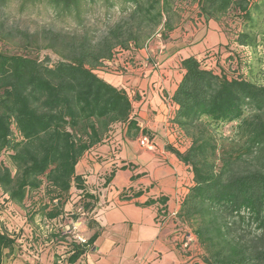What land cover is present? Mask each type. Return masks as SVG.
<instances>
[{
    "label": "trees",
    "instance_id": "trees-1",
    "mask_svg": "<svg viewBox=\"0 0 264 264\" xmlns=\"http://www.w3.org/2000/svg\"><path fill=\"white\" fill-rule=\"evenodd\" d=\"M45 1L59 16L80 20L83 0ZM118 1L131 8L96 40L86 33L49 31L46 47L58 54L55 62L0 50V156L7 153L11 165L0 159V191L7 202L21 206L45 182L54 193L49 199L56 201L50 209L42 207L48 219L61 214L60 200L72 187L81 190L84 207L92 208L96 199L85 193L77 162L109 136L112 124L125 128L126 136L138 132L126 91L99 73L107 71L118 48L141 47L159 27L172 30L177 0ZM189 1L205 20L218 21L232 7L250 19L251 9L258 8L256 0ZM17 36L29 38L6 28L0 16V41ZM235 41L258 44L246 30ZM219 55L208 48L199 59L180 61L184 72L171 96L176 106L171 121L190 144L184 152L168 148L189 167L193 182L175 219L196 238L203 264H264V85L241 73V57L229 55L221 64ZM226 124H233L231 136L218 143L214 133ZM98 235L68 242L64 264L80 261ZM15 242L0 226V264ZM56 258L52 264H58Z\"/></svg>",
    "mask_w": 264,
    "mask_h": 264
},
{
    "label": "crops",
    "instance_id": "crops-1",
    "mask_svg": "<svg viewBox=\"0 0 264 264\" xmlns=\"http://www.w3.org/2000/svg\"><path fill=\"white\" fill-rule=\"evenodd\" d=\"M193 12L161 39L154 38L148 49H128L125 63L121 60L116 65L119 70L127 65L124 73H101L106 81L126 91L130 117L139 130L126 136L121 126L125 141L119 153L123 157L117 163L103 145L104 138L85 151L75 166L85 193L96 199L92 209L95 226L86 228V240L99 231L82 258L84 264H125L131 258L136 264H203V250L195 237L188 248L182 246L175 219L193 180L189 167L168 148L184 152L190 144L171 121L176 110L171 96L184 72L180 61L189 56L199 59L208 49L206 43H200L204 36H209V49L219 50V63L234 53L228 52V33L219 21L211 27L220 33L212 44L211 20ZM222 33L227 36L225 41ZM150 61H157L158 67H146ZM145 135L153 143L150 148L140 143ZM93 151L98 156H92Z\"/></svg>",
    "mask_w": 264,
    "mask_h": 264
},
{
    "label": "rangeland",
    "instance_id": "rangeland-1",
    "mask_svg": "<svg viewBox=\"0 0 264 264\" xmlns=\"http://www.w3.org/2000/svg\"><path fill=\"white\" fill-rule=\"evenodd\" d=\"M111 3L106 4L100 0H83L80 20H78L71 16H59V13L49 6L45 0H6L0 6V16L4 20L6 28L18 29L29 35V38L24 39L21 36L6 38L0 41V50L29 55L39 60L48 58L51 63L55 62L59 59L58 54L52 48L46 47L49 43V40L46 39L48 32L52 31L65 36L86 33L96 40L120 21L131 8L121 5L118 0H111ZM255 4L258 8L251 9L250 19H246L244 14L232 7L218 21L220 26L228 33V40L230 41L229 44H226V47L230 46L228 52H233L234 55L242 59L240 63L241 73L246 78L264 85V0H256ZM175 7L178 15L174 18V25L178 24L186 15L195 13L193 11L197 10V5L189 0H177ZM189 12L191 13L187 14ZM209 20H211L210 40L214 44L213 42L220 37V33L211 31V27L218 21ZM245 30L255 35L258 43L256 47L240 46L235 41L236 35ZM166 33L162 27H159L141 47L148 49L154 38L161 39ZM204 34L205 31L201 35ZM226 39L227 36L223 34L221 40L225 41ZM200 43H206V48H211L209 36L208 38L204 36ZM132 48L139 47L130 46L129 49ZM127 51L128 49L122 50L120 48L115 51L113 61L106 64L107 72H120L122 70L124 73V67L127 65H123L119 70L117 64L121 60L125 63L124 58ZM151 64L154 68L159 65L157 61H150L145 66L149 67ZM232 125L226 124L218 127V130L214 133L218 143H222L224 138L231 136ZM123 131L121 125L112 124L111 129L108 131V139H104L105 143L103 145L109 148L112 158L116 161L115 163L122 156H119V153L125 141ZM98 154L97 151H93L91 155L98 156ZM0 159L11 167L7 153L1 155ZM53 194L44 182L39 189L29 192L24 203L18 206L7 202L0 191V211H2L0 226L5 227L16 238L13 249L10 252L4 251V264H52L54 257H57L58 264H64L67 255V243L86 240L84 236L86 228L95 226L93 207H84L86 201L79 198L76 189L72 187L71 191L60 200L62 207L60 204L58 206L61 207V214L50 220L43 216V212L45 213L47 210L42 211V207L48 205L50 209L56 206V201L52 202L49 199ZM136 262L137 260L131 258L124 263L136 264ZM75 264L84 263L81 259ZM151 264L157 263L155 261Z\"/></svg>",
    "mask_w": 264,
    "mask_h": 264
},
{
    "label": "built area",
    "instance_id": "built-area-1",
    "mask_svg": "<svg viewBox=\"0 0 264 264\" xmlns=\"http://www.w3.org/2000/svg\"><path fill=\"white\" fill-rule=\"evenodd\" d=\"M206 63H207V66L208 67H213L214 60L213 59L212 60H209ZM140 143L141 144H144V145H147L149 148L152 147V145H153V143L151 142V140L149 139V137H147L146 135L145 136H142L140 138ZM180 232H181V234L183 236V238H182V246L184 248H188L190 246V244L193 242L194 235L187 228L186 229H183V228L181 229L180 228ZM84 241L85 240H81V242H84Z\"/></svg>",
    "mask_w": 264,
    "mask_h": 264
}]
</instances>
